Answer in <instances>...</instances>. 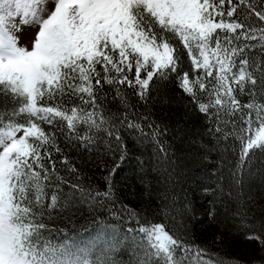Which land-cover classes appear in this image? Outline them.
<instances>
[{
    "label": "snow or ice",
    "instance_id": "snow-or-ice-1",
    "mask_svg": "<svg viewBox=\"0 0 264 264\" xmlns=\"http://www.w3.org/2000/svg\"><path fill=\"white\" fill-rule=\"evenodd\" d=\"M257 180L264 0H0V264H264V206L230 208ZM184 184L246 257L190 235Z\"/></svg>",
    "mask_w": 264,
    "mask_h": 264
},
{
    "label": "trees",
    "instance_id": "trees-1",
    "mask_svg": "<svg viewBox=\"0 0 264 264\" xmlns=\"http://www.w3.org/2000/svg\"><path fill=\"white\" fill-rule=\"evenodd\" d=\"M173 109L177 112L183 111V104L177 101L173 104ZM177 146H180V141H176ZM139 155V153H137ZM178 156L182 155L177 153ZM145 159H147V153H145ZM181 164L187 163L186 159L180 161ZM192 166L189 165V168ZM97 173V178H99ZM138 169L135 159L127 161L124 165L123 171H121L117 177V180L121 186L128 185L126 191L129 193L128 199L134 200L137 196H143L144 200H147V194L141 192L142 186L137 179ZM151 181L152 187L158 189L160 193H163L165 185L163 178L160 177V183H157V174L151 172L147 177ZM135 180V184L133 181ZM184 189L187 191L189 199L193 200V208L195 209L194 217L188 221V228L190 235L196 240L197 243L202 246H206L213 251H218L221 254L234 255L237 257H246L250 252V246L242 242V236L238 231L237 225L239 223V217L233 218L231 212L223 213L219 217V222H212L210 219L205 218L201 204L203 203L201 193L196 189L194 184H184ZM153 197L158 201L160 196L157 192L152 193ZM264 206V187L260 186L259 181H254L250 187L246 186L243 189L238 190V197L233 200L230 205L232 211L239 208L241 211L247 212L249 217H259L261 215V209ZM162 215V213H161ZM223 233V241L217 239V234Z\"/></svg>",
    "mask_w": 264,
    "mask_h": 264
},
{
    "label": "rangeland",
    "instance_id": "rangeland-1",
    "mask_svg": "<svg viewBox=\"0 0 264 264\" xmlns=\"http://www.w3.org/2000/svg\"><path fill=\"white\" fill-rule=\"evenodd\" d=\"M24 41H22V43H23Z\"/></svg>",
    "mask_w": 264,
    "mask_h": 264
}]
</instances>
